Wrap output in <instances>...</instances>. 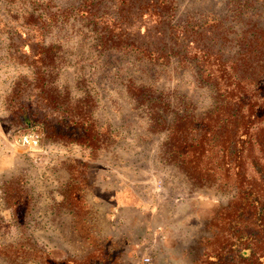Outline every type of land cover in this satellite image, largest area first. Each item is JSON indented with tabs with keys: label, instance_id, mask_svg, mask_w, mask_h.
Returning <instances> with one entry per match:
<instances>
[{
	"label": "rangeland",
	"instance_id": "1",
	"mask_svg": "<svg viewBox=\"0 0 264 264\" xmlns=\"http://www.w3.org/2000/svg\"><path fill=\"white\" fill-rule=\"evenodd\" d=\"M54 1L61 7L81 2ZM174 1L177 20L187 22L227 15L234 0ZM29 10L27 0H0V243H29L56 262L192 264L204 222L229 194L192 185L164 160L166 133L155 128L152 110L131 96L128 85L134 81L162 95L170 105L167 120L176 110L208 109L210 90L191 69L151 65L120 52L101 55L91 30L72 22L47 38L50 86L62 105H85L105 132V144L91 152L18 129L8 122L6 99L31 72L15 54L12 34ZM26 133L39 134V152L21 144ZM70 183H79L84 196V221L64 203ZM0 264L40 263L0 256Z\"/></svg>",
	"mask_w": 264,
	"mask_h": 264
},
{
	"label": "trees",
	"instance_id": "2",
	"mask_svg": "<svg viewBox=\"0 0 264 264\" xmlns=\"http://www.w3.org/2000/svg\"><path fill=\"white\" fill-rule=\"evenodd\" d=\"M27 2L24 25L12 39L31 78L8 94V122L91 152L105 144V132L85 105H62L50 86L47 38L72 22L91 30L101 55L120 52L151 65L193 70L211 92L212 103L202 112L176 110L167 120L163 113L170 105L162 95L134 81L128 92L150 107L155 128L165 131L164 160L192 185L229 194L204 222L192 264H264V0H234L227 15L187 22L177 20L174 0H81L68 7L54 0ZM71 184L64 203L84 221V196L79 183ZM26 244L0 243V256L85 264L82 257L52 261Z\"/></svg>",
	"mask_w": 264,
	"mask_h": 264
},
{
	"label": "built area",
	"instance_id": "3",
	"mask_svg": "<svg viewBox=\"0 0 264 264\" xmlns=\"http://www.w3.org/2000/svg\"><path fill=\"white\" fill-rule=\"evenodd\" d=\"M20 142L22 145L28 147L29 149L35 151V152H39L41 149V145H40V136L38 133H26L23 134L20 137ZM149 258H145L144 261L145 262H149Z\"/></svg>",
	"mask_w": 264,
	"mask_h": 264
}]
</instances>
